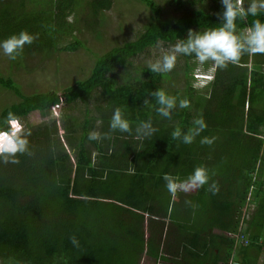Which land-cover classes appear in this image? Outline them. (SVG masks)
Instances as JSON below:
<instances>
[{"label": "trees", "instance_id": "obj_1", "mask_svg": "<svg viewBox=\"0 0 264 264\" xmlns=\"http://www.w3.org/2000/svg\"><path fill=\"white\" fill-rule=\"evenodd\" d=\"M137 1L150 11L148 21L135 37L105 48L86 78L26 93L19 82L0 72V88L15 96L0 105V129L10 127L5 123L9 112L19 121L55 107L84 105L82 118L68 114L24 125L31 155H18L15 164L0 160V264H145L144 257L195 264L208 255V247L202 255L188 246L185 232L206 236L213 229L234 231L242 216L249 238L243 251L261 250L264 55H245L238 65L216 68L212 83L201 89L190 81L195 58L181 56L184 86L170 92L165 74L152 73L147 63L132 65L133 59L158 42L174 45L189 29L219 27L221 0H166L165 7L155 0ZM85 3L0 0V41L27 30L38 39L25 45L18 58L49 57L84 47L73 34L79 25L90 26L105 47L106 38L97 27L105 25L104 11L112 0ZM71 15L74 20H68ZM254 19L264 21V12L237 20V30H245ZM156 89L175 96L177 105L188 99L191 107L177 106L171 119L160 116L150 95ZM145 98L149 105L143 104ZM116 107L123 110L133 133L116 131L111 139L90 141V131L109 132ZM200 115L207 127L193 143L172 139L175 127L187 131ZM149 119L157 131L136 139V126ZM205 136L216 139L202 145ZM197 166L208 169L209 183L173 198L163 174L183 180ZM213 181L218 184L215 193L209 190ZM248 204L254 206L250 213L244 209ZM73 235L78 246L70 242ZM229 259L228 253L218 262L229 264Z\"/></svg>", "mask_w": 264, "mask_h": 264}, {"label": "clouds", "instance_id": "obj_2", "mask_svg": "<svg viewBox=\"0 0 264 264\" xmlns=\"http://www.w3.org/2000/svg\"><path fill=\"white\" fill-rule=\"evenodd\" d=\"M223 11L218 13L221 25L219 27L207 28L204 31H193L189 29L186 38L178 39L176 43L168 50L162 51L160 57L155 61L148 60L147 68L152 73L166 74L170 73L179 56L194 57L200 64L211 63L214 68L209 67L206 70L192 72L191 81L195 89H201L212 83L215 77V69H224L229 64L238 65L243 56L264 55V21L254 19L250 26L243 31L237 30V20L246 21L249 16L256 17L264 12V0H250L245 5V0H221ZM38 39V35L30 34L27 30H21L17 34H12L6 39L0 41V49L11 60H16L22 55L25 45H31ZM155 98L158 105L156 112L167 119L172 118L173 111L177 108H190L188 99H180L177 105V98L167 94L163 89H156L150 93ZM144 105H149L150 101L145 98ZM6 124L9 128L0 129V160L4 163H19L18 155H31L29 149V132H25L20 122L13 113L9 112L6 117ZM193 127L183 131L179 126L171 133L173 140H179L184 144H191L200 133L206 129L207 124L202 115L194 118ZM133 133L130 121L125 118L124 112L120 107L113 111L109 122V132L100 133L90 131L88 139L90 141H100L102 139H111L113 132ZM157 131L152 126L151 120L141 121L135 128V138L143 140L151 137ZM215 137H202V145H212ZM130 174H134V169H129ZM162 179L165 181L167 191L173 198L178 192L190 193L196 191L209 183L210 175L208 169L204 166H197L193 172L185 179L165 173ZM209 190L218 191V184L213 181L209 185ZM191 203L190 201H185ZM147 214L144 213V217ZM74 246L79 242L73 235L69 237Z\"/></svg>", "mask_w": 264, "mask_h": 264}, {"label": "rangeland", "instance_id": "obj_3", "mask_svg": "<svg viewBox=\"0 0 264 264\" xmlns=\"http://www.w3.org/2000/svg\"><path fill=\"white\" fill-rule=\"evenodd\" d=\"M86 1L82 0V5L80 4V6H86ZM155 1L161 6H167L166 0ZM203 1L210 3L212 0ZM249 2L250 0H245V5ZM86 12L87 10L85 9L83 14ZM104 12L103 19L105 25L98 26L97 29L103 35L102 39L106 38L105 43L107 45L105 47L101 45L99 37H96V33L92 31L90 26L86 29L77 25L79 29H76L73 34L84 44V47H79L70 52L53 53L49 57L33 54L27 56V58H17L15 61L17 63H14V60H11L0 49V72L5 76H11L19 82L21 88L26 93L36 89H58L76 78H86L90 73L96 57L103 53L105 48L113 44L114 41L117 42L126 38L135 37L148 21L150 15V11L137 0H112V6ZM68 20H74V16H69ZM67 39L68 41H72L70 36ZM172 46V44L158 42L156 45L149 47L144 53L135 57L132 65L144 64L148 60L155 61L160 57L162 51L168 50ZM94 53L96 54L94 55ZM196 62H190L191 65L194 64L192 72L206 70L209 67L214 68L210 62L207 65H200ZM183 64L184 60L179 56L174 69L170 73L165 74V87L170 92L183 89ZM250 66L255 67L254 65ZM261 68L264 69V66ZM193 80L194 78L190 81ZM14 98L15 96L13 94L0 88V105L9 103ZM83 112L84 105L82 102H78L72 106L66 105L64 107H55L51 110L37 112L29 116L28 119L19 120V122L24 127V125L30 122L33 124L48 123L52 119H60L68 114L82 118ZM251 208L254 209V206Z\"/></svg>", "mask_w": 264, "mask_h": 264}, {"label": "crops", "instance_id": "obj_4", "mask_svg": "<svg viewBox=\"0 0 264 264\" xmlns=\"http://www.w3.org/2000/svg\"><path fill=\"white\" fill-rule=\"evenodd\" d=\"M252 206H253L252 204H248L247 206L244 207V209H248V212L250 213L253 210L251 208ZM242 219L245 220L242 216L240 222L238 223L237 229L234 231L213 229L210 235H206V236L205 233L197 234L195 232H192L194 233V235H192L191 233H189V231L185 232L188 240L190 241L189 243L187 242L188 246L197 248L200 251V253L206 252L208 247V255L207 253H204L205 258L199 260L198 263L195 264H220V261L218 262L219 258H221L223 255H227L228 253L230 254L229 264H264V247H261V250H259V252L256 250V247H250L247 251L245 252L243 251L244 244L238 238L237 234L243 233L248 238V233L245 231L247 227L246 222L243 221ZM255 228L256 226L254 225L251 227V229H255ZM262 235H264V233ZM229 240H232V243H230ZM203 253L201 254L203 255ZM145 258L147 259L145 260ZM143 263L177 264L176 262L173 261H164L159 258H151V257H144Z\"/></svg>", "mask_w": 264, "mask_h": 264}, {"label": "built area", "instance_id": "obj_5", "mask_svg": "<svg viewBox=\"0 0 264 264\" xmlns=\"http://www.w3.org/2000/svg\"><path fill=\"white\" fill-rule=\"evenodd\" d=\"M263 188H264V177H263ZM237 236L244 245H246L249 242L245 234L238 233ZM258 242L261 244V247H264V235L258 238Z\"/></svg>", "mask_w": 264, "mask_h": 264}]
</instances>
